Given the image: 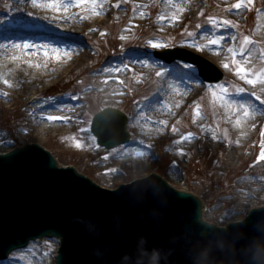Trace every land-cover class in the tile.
<instances>
[{
  "label": "rangeland",
  "instance_id": "1",
  "mask_svg": "<svg viewBox=\"0 0 264 264\" xmlns=\"http://www.w3.org/2000/svg\"><path fill=\"white\" fill-rule=\"evenodd\" d=\"M65 1L74 3V0ZM189 1L193 7L192 12L186 18H176L178 23L175 30L168 33L162 41L167 44V47L161 50L178 47L205 58L223 73V79L215 84H222L225 88L236 91V89L241 88L238 85L239 81H237L238 83L235 82L238 78L246 86L245 93L247 96L245 99H249L255 104L261 103L264 107V83L252 84L246 82L248 79L244 78L247 76L251 79L254 78V73L264 72V37L257 34L255 19L258 11L264 12V0H240L238 3L243 4V17L237 19L238 21L228 17L232 7L230 9L226 2L221 0ZM7 2L8 0H0V13H3L4 17H9L10 13L6 8ZM161 3L162 0H148L147 25H141L135 29L132 42L121 45L117 39L120 38V32L129 18V13L134 8L135 0H129V2L118 0L115 7L123 12L124 18L111 21L103 32V37L106 36V39H102V42H95L97 48L93 49V53L96 56L99 53L101 57L99 56L100 58L93 64L92 69L102 65L107 59L109 60L108 63H118L128 53L135 51L137 52L136 55L152 58L159 64H163L161 66L171 69L175 74L186 75V80H178L177 85H173L172 82L169 83V95L174 99L182 98L184 100L188 98L187 91L193 90L194 86H199L201 92L195 97L191 109L181 111L174 122L168 123L171 128L176 126L178 131L173 132L171 130L165 140L153 138L149 143H145L148 147L140 150L146 153L143 156L137 155V152L130 154L131 146L144 143V139L139 133L138 124L140 121L138 120L139 116L136 117L135 115L134 104L146 98H155L153 82L143 81L142 78L136 77L131 70L125 68V74H122L119 81L120 84H124L126 77L130 75V78L127 77L129 85L126 94L123 90L119 100L105 98L104 95L101 98H97L95 95L91 98L87 94L92 88L88 90H82V88L93 84L94 81L84 79L90 68L81 63L74 71L73 76L65 77L62 82L45 90L39 97V100H53L57 95L70 91L75 93L73 97H77V99L85 97L81 104L84 112L76 123L78 135H39L38 128L31 124L35 121L34 111L28 107L24 108L22 103H17L11 109L0 111V134L2 133L0 150L16 147L23 143H39V145L49 149L61 165L75 167L79 172L91 177L97 184L107 189L129 183L135 178H144L150 172H158L173 187L196 193L205 203L204 217L206 220L218 225H225L227 222L235 221V219L236 221L241 220L254 205L257 207L264 204V192L261 193V189L264 187V159L260 158L261 152L264 151V125H256L252 128L254 139L249 142L250 147L244 151L239 160L232 161L229 155L233 150L238 149V145L244 143L245 140H242L243 134L239 131L234 118L230 117L224 103L214 100L212 97L207 86L211 83L206 82L199 72L198 79L200 82L189 84L191 74L188 69L183 67V64L194 65L199 70L197 65L180 60L169 64L156 57L157 50L150 51L144 47L143 41L149 38L151 34L149 30L150 19L160 9ZM210 18H215L221 22L224 20L231 21L234 26H225V32L234 35V44L237 49L250 44L259 54L256 63L252 66L243 64L244 68L247 69L246 73L235 75L237 69L232 71V67H230L232 61L231 64L226 60L217 61L205 53L204 41L199 40V34L205 30H212L214 35L217 34L215 32L216 27L211 23ZM120 21L122 24L119 25ZM12 30L21 31L24 30V27L16 24ZM68 36L86 46L85 42L75 36ZM245 37L250 38L246 45L243 43ZM1 39L8 41L11 38L0 36ZM185 40L190 41V43L182 44L181 41ZM228 43V40L225 41V44ZM197 44L203 47L193 46ZM225 51L229 52L228 49ZM149 52L153 55L146 56L145 53ZM233 53V58H236V50ZM226 59L228 60V58ZM226 64L228 67H225ZM253 93L255 96L252 95ZM256 97H260V99H256ZM171 105L174 107L176 104L171 103ZM197 106L201 108L199 117L195 115ZM106 107L117 108L128 115V131L131 133V139L127 145L107 150L95 146L97 140L93 142L90 139V136L93 135L92 132L84 131L86 134L80 135L81 130L88 127L89 120L92 123L94 115ZM205 127L210 130L205 131ZM212 131H215L220 138H213ZM187 132L196 134L194 140L197 144L191 151H184L186 157L183 158L178 149L186 148L187 145L175 142ZM73 137L79 140L83 139L84 141L81 140L83 147H76ZM172 172H175L173 177ZM176 177L178 179H175ZM238 181L244 182L238 186ZM32 248H35L33 253H31ZM56 249V241L45 239L43 242H33L26 249L13 252L11 262L12 264H54ZM7 260L5 263L10 262Z\"/></svg>",
  "mask_w": 264,
  "mask_h": 264
},
{
  "label": "water",
  "instance_id": "2",
  "mask_svg": "<svg viewBox=\"0 0 264 264\" xmlns=\"http://www.w3.org/2000/svg\"><path fill=\"white\" fill-rule=\"evenodd\" d=\"M182 52L158 56L197 64L208 82L222 79L206 60ZM105 113L110 118L98 128ZM127 124L121 111L107 108L92 132L113 149L130 140ZM26 144L0 153V259L47 237L60 239L56 264H153L152 250H159V264H264V206L221 227L203 219L196 193L174 188L158 172L107 189L61 166L39 143Z\"/></svg>",
  "mask_w": 264,
  "mask_h": 264
},
{
  "label": "bare ground",
  "instance_id": "3",
  "mask_svg": "<svg viewBox=\"0 0 264 264\" xmlns=\"http://www.w3.org/2000/svg\"><path fill=\"white\" fill-rule=\"evenodd\" d=\"M117 1L96 0V3L100 7L93 11V0H84V3L81 5H75V3L72 4L63 0L65 4L71 6L61 7L57 11L53 7L46 6L49 0H44L45 6L34 4L32 0H8L6 8L10 11V13L8 12L9 17H4L3 13H0V36L11 38L8 41L6 39L0 40V111L11 109L13 105L22 103L24 108L28 107L34 111L33 117L35 123L31 124L38 128L39 135H78L76 123L84 112L81 104L85 97L73 99L75 93L71 91L61 93L53 100H39L40 95L45 90L62 82L65 77L73 76L76 68L81 63H84L85 66L90 68L84 79L86 81H94L93 84L82 88V90L92 88L87 96L93 98L95 95L97 98H101L104 95L105 98L119 100L123 94V90H125V94L127 93L126 90L129 85L127 77L130 75L126 77L124 84H120L119 81L122 78V74H125L124 65H127L126 69L131 70L136 77L142 78L143 81L153 82L155 94V98L153 99L146 98L134 104L135 115L136 117L139 116L138 120L140 121L138 124L139 133L144 139V143L131 146L129 153L133 154L142 149L144 150V148L148 147L145 143H149L153 138L162 140L168 138L172 130L168 123L174 122L181 111L191 109V105L195 97L200 94L201 89L199 86H194L193 90L187 91L188 98L184 100L182 98H172L168 93L169 83L172 82L173 85H177L179 83L178 80H186V75L175 74L171 69L161 66L163 64L157 63L152 58L136 55L137 52L135 51L128 53L118 63H108L109 60L107 59L102 65L92 69L93 64L101 57L99 53L98 56L93 53V49L97 48L95 42L106 39V36L105 38L103 37V32L111 21L122 20L124 18L123 12L115 7ZM221 1L226 2L230 9L232 7V10H229L231 12L228 14L229 18L238 21L237 19L243 17V4H240L239 8L233 7L240 0ZM52 2L59 3L60 0H52ZM147 6L148 0H135L134 8L129 13V18L120 32V38L117 39L119 44L132 42L135 29L141 25H147ZM192 9L193 7L189 0H162L160 9L150 19L149 30L151 34L149 38L143 41L144 47L150 51L160 50L153 49L149 42L152 40L164 41L168 33L175 30V26L178 23L176 18H186L192 12ZM255 19L257 34L264 37V12L258 11ZM16 24L22 25L24 30H12ZM120 24H122V21L119 22ZM215 32L217 33L215 35L224 36V40L220 45H210L208 43L214 37L212 30H205L199 34V40L204 41L205 53L211 58L217 61L226 60L228 63L232 61V65L230 66L232 67V71L238 68L237 61L239 64H248L250 66L256 63L259 54L250 44L246 45L243 51H241L242 48L239 47L237 49L234 44V35L226 33L225 27H216ZM68 35H73L82 40L86 46L81 44L80 41L77 42V40L70 38ZM122 37L125 38L122 39ZM227 40L229 43L225 44ZM12 42L17 44L28 42L33 47L28 49L12 47ZM3 45L8 46L2 47ZM35 46H40V50L37 51ZM63 48L68 49L67 54L65 55L61 51L60 58L57 59V52L55 50ZM45 49H47L48 55L44 54ZM225 49H228V51L229 49L236 50L237 57L233 58V51L226 52ZM142 60H149V65H143L138 62ZM109 68H119L121 70L119 72L104 71V69ZM162 69L164 74L158 76L157 73L161 72ZM238 74L239 72L236 71L235 75ZM236 79L235 82L239 81V83L237 82L238 85L245 89L246 86L240 82V79ZM5 81H8V83H5ZM257 83L263 84L264 82L258 81ZM228 95L231 99L235 100L245 99V96H247L245 92L241 94L230 89ZM171 103L176 105L172 107ZM61 105H71V107H60ZM255 105L256 109L252 110L251 114L243 119H240L242 117V110L230 113L225 106L230 117L234 118L235 123L237 119H240V123H236V125L243 134L242 140H245L244 143L238 145V149L233 150L229 155L232 161L239 160L244 151L250 147L249 142L254 139L252 128L256 125H264V107L261 103ZM48 115L66 117V119L50 121L47 119ZM162 121H167V124L161 123ZM85 134L84 131L80 132V135ZM81 140L84 141L83 139ZM183 143L187 145L184 148L186 152L191 151L194 145L197 144L194 139ZM6 150H0V152ZM182 156L185 158L186 154L184 153ZM176 169L178 168L176 167ZM174 173L172 172V177ZM175 179L178 178L176 177ZM242 183L238 181L237 185L241 186ZM263 192L264 187L261 189V193ZM202 202L204 207L205 203L203 200ZM56 242L58 247L59 242L57 240ZM34 251L35 248H32L31 253ZM12 259L13 257H10V262L5 264H12Z\"/></svg>",
  "mask_w": 264,
  "mask_h": 264
},
{
  "label": "snow or ice",
  "instance_id": "4",
  "mask_svg": "<svg viewBox=\"0 0 264 264\" xmlns=\"http://www.w3.org/2000/svg\"><path fill=\"white\" fill-rule=\"evenodd\" d=\"M32 3L39 4L41 6H45L44 0H32ZM74 3H75V5H81V4L84 3V0H74ZM46 6L53 7L57 11H59L61 9V7H68V6H71V5L65 4L63 2V0H60L59 3H55V2H52V0H49V2L47 3ZM240 6H241L240 3H237L235 5V7H237V8H239ZM98 7H100V5L98 3H96V0H93L92 10L95 11L96 8H98ZM117 7H119V5H117ZM210 21L217 28H223L225 26H234L232 24V22L228 21V20H224V21L221 22V21L216 20L215 18H210ZM123 38H125V37H122V39ZM223 40H224V36H222V35H214V37L208 43L210 45H220L223 42ZM233 40H235V37H233ZM249 41H250V38L245 37L243 43L246 45ZM149 43H150V46L153 49H163V48L167 47L166 43H164L162 41H158V40H152ZM181 43L182 44H187V43H190V41L185 40V41H181ZM7 46L8 45H3L2 47H7ZM11 46L12 47H17V48H23V49H28L30 47H33V45H31L28 42H21L19 44L15 43V42H12ZM193 46H195V47H203V46L198 45V44L197 45H193ZM35 47H36L37 51L40 50V46H35ZM55 51L57 52V59H59L60 58V52L62 51L66 55L67 52H68V49L67 48L56 49ZM229 51L232 52L233 50L229 49ZM241 51H243V48L241 49ZM44 54L48 55L47 49L44 50ZM233 54L235 55V53H233ZM145 55L146 56H152L153 53L149 52V53H145ZM138 62L143 64V65H149V60H142V61H138ZM157 63H159V62H157ZM237 64L239 65L238 68H237V71L239 73H246L247 72V69H245L242 64H239L238 61H237ZM124 67L127 68V65H124ZM183 67L188 69L189 73L191 74V79L188 81L189 84H191L192 82H197V83L200 82L199 79H198L199 70L194 65L183 64ZM225 67H228V65L226 64ZM119 70H120L119 68L104 69V71H119ZM163 74H164L163 69L161 70V72L157 73L158 76L163 75ZM253 76H254V78H251V79H249L247 76H244V78L248 79V82L252 83V84L257 83L258 81L259 82H264V72H261L259 74L254 73ZM117 79H119V77H117ZM5 83H8V81H5ZM207 86H208V88L210 90V93H211L212 97L214 98V100H219L222 103H224L225 106L228 108V111L230 113L238 112V111L242 110V117L240 119L247 118L251 114L252 110L256 109V105L253 102L249 101V100H246L244 98H241L239 100L231 99L229 97V95H228L229 89L225 88L222 84H208ZM236 91L238 93L242 94V93L245 92V89L244 88H238V89H236ZM252 95L255 96V93H253ZM73 99H77V97H73ZM256 99H260V97H256ZM60 107H71V105H61ZM195 115H196V117H199L201 115V108L199 106H197L196 109H195ZM109 118L110 117H109V115L107 113H105V114L99 116L98 118H96L97 127L98 128L101 127L102 123H106L109 120ZM47 119L50 120V121H56V120H65L66 117H60V116H56V115H48ZM240 119H237V121H236L237 124L240 123ZM161 123L166 125L167 121H162ZM204 130L205 131H209L210 129L208 127H205ZM81 131H86V132L91 133V131H92V129H91V120H89L88 127L82 129ZM172 131L173 132L178 131L177 127L173 126ZM195 136H196L195 133L187 132L184 135H182L180 137V139L178 141H176L175 143L180 144V143H183L185 141H191L192 139L195 138ZM212 136L215 139H219L220 138V137L217 136L215 131H212ZM90 139L93 142H95L97 140V137L95 135H91ZM73 140H74V144H75L76 147H83V142L81 140L75 139L74 137H73ZM95 146L99 147L100 145L97 143ZM178 151L181 154H184L185 149L181 147V148L178 149ZM136 154L140 155V156H143L146 153L140 151V152H137ZM260 158L264 159V151L261 152Z\"/></svg>",
  "mask_w": 264,
  "mask_h": 264
},
{
  "label": "clouds",
  "instance_id": "5",
  "mask_svg": "<svg viewBox=\"0 0 264 264\" xmlns=\"http://www.w3.org/2000/svg\"><path fill=\"white\" fill-rule=\"evenodd\" d=\"M143 243V241H142ZM147 251V250H145ZM151 259L153 261V264H159V260H160V252L159 250H152L150 253Z\"/></svg>",
  "mask_w": 264,
  "mask_h": 264
}]
</instances>
